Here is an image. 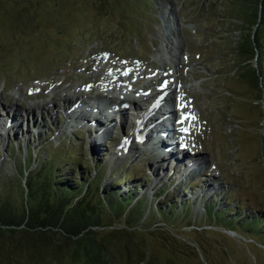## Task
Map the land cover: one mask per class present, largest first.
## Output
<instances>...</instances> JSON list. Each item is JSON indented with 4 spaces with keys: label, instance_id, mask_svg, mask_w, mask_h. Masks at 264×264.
<instances>
[{
    "label": "rangeland",
    "instance_id": "obj_1",
    "mask_svg": "<svg viewBox=\"0 0 264 264\" xmlns=\"http://www.w3.org/2000/svg\"><path fill=\"white\" fill-rule=\"evenodd\" d=\"M250 9L245 0H0V173L9 180L0 192L22 204L15 165L29 144L32 158L39 150L60 160L70 174L64 178L92 175L102 198L101 229L133 225L145 215L141 237L149 264H264V76L260 88L256 58L238 49L253 28ZM169 41L178 43V67L159 56L166 46L175 51ZM120 64L132 70L122 80L140 91L166 68L176 70L197 108L188 152L203 157V171L172 172V162L157 160L145 141L116 155L135 120L130 107L121 124L100 137L99 148L90 143L89 124L68 118L67 105L79 98L66 102L64 94L81 97L78 110L91 95L105 100L113 92L101 87L103 76ZM62 149L87 163L76 166ZM154 192L161 193L156 201ZM132 195L141 198L138 209L128 203ZM119 199L125 203L116 209ZM115 253L124 255L119 248ZM56 264L73 263L67 256Z\"/></svg>",
    "mask_w": 264,
    "mask_h": 264
},
{
    "label": "trees",
    "instance_id": "obj_2",
    "mask_svg": "<svg viewBox=\"0 0 264 264\" xmlns=\"http://www.w3.org/2000/svg\"><path fill=\"white\" fill-rule=\"evenodd\" d=\"M245 1L251 7L249 13L253 19V28H250L248 38L241 40L238 49L241 53L249 52L256 58L261 70L254 68V73L261 88L264 76V0ZM246 22L245 18L244 23ZM262 98L264 101V94ZM62 150L64 157H73L76 166L79 167V162L87 163L75 151ZM48 152L45 156H39L38 150L32 158V149L28 144L23 162L15 165L14 175L19 178V187L25 196L20 206L10 193L0 192V264H38V261L49 260V263L56 264L60 258L67 256L73 264H121V257H124L123 263L126 264H130L131 259L137 262L140 257H143L142 264H149L150 259L148 255H144V240L141 237L146 232L141 219L146 216L143 215L133 225L125 223L122 227H115L109 224L111 228L101 229L104 225L99 223L97 214L103 209V204L98 194V185L92 184V175L85 174L84 181L81 176L73 180L64 178V175L70 174L66 169L62 171L61 161L54 162L53 154ZM33 162L36 165L31 166ZM98 166L99 163L96 167ZM87 167L90 168L89 164ZM70 169H74V165ZM124 179L123 176L119 181ZM8 181L0 173V186L5 188L4 191L7 190ZM10 185L12 188L13 184ZM124 195L125 193L121 194ZM152 195L156 201L161 193L154 192ZM140 199V196L132 195L128 203L133 202L135 209H138ZM116 202V209L122 208L125 203L122 199ZM166 209L168 208L165 206ZM169 209L173 210V206H169ZM209 209L211 213L214 212L213 206ZM124 215V220L128 219L127 214ZM260 221L257 217L256 222ZM156 228L171 240L184 243L163 226ZM118 248L123 256L115 253ZM130 253L134 254L132 258Z\"/></svg>",
    "mask_w": 264,
    "mask_h": 264
},
{
    "label": "bare ground",
    "instance_id": "obj_3",
    "mask_svg": "<svg viewBox=\"0 0 264 264\" xmlns=\"http://www.w3.org/2000/svg\"><path fill=\"white\" fill-rule=\"evenodd\" d=\"M171 42L175 44L172 45L175 46V51L174 49H168V47L166 46L165 48H162L159 56L161 57L163 62L166 63V59H169L173 63L174 67L175 65L178 67L181 64V61L176 53L177 49L179 48L178 46H176L178 45V43L169 41V43ZM130 67L131 66L129 64H120L117 68L112 69L114 70L112 74H106L103 76L104 81L101 87L115 93L106 95L105 100L103 101L95 102L96 99L92 98L91 95L89 96V98H91L92 101L89 103H81V106L78 110L76 109L75 105L81 102V97L65 93L63 99L66 102H69L74 97H76L75 99L79 98V100H71L72 102H69V104L67 105L68 118H79L80 120H83V122L89 124L87 131L89 134H92L90 143H92V145L96 147L100 145V137L106 135L107 132H109L110 125L113 126L114 124V128L116 124H121L127 114V108L131 106L134 109L135 120L132 121L131 128L127 132V134L122 137L120 136L122 138V143L119 144V147L115 152L116 155L118 152L119 155H121L125 151L135 149L139 150L136 142V137L137 134H139V131L143 129L142 131L144 132V141L149 143L150 146V148L147 147L149 153H152L154 157H157V160L160 159L164 161H171L172 172H175V168L177 167L179 169L178 173L183 174L184 177H187V175L191 173L192 175H194L193 172L198 174V171H203L201 165V163H204L203 157L190 156V153L188 152L189 148L194 149L192 143H188V134L190 131V123L194 118H196L194 112L197 110V108H193L192 104H190L191 102H188V96L191 99L192 97L188 95V92L185 91V87L181 86V78L179 81V76L177 75L176 70H169L166 68V72L162 71L159 75H155V83H152L153 85H150L151 88H144L140 91L138 90V88H133L130 83L126 84L124 81V78L127 77L129 72L132 71H130ZM122 75L125 76L123 80ZM113 76L115 77V79L113 78ZM162 92L163 94L162 96H160L159 94H161ZM113 97H116L117 99L119 98V100L114 99ZM156 98H160L161 101L157 104L154 103L149 107V105L153 103ZM172 98L173 104H170V99ZM109 100L112 103H116L117 105H115L119 108V110L116 114H114V117L112 118H107L108 116H106V118H102L101 113L103 112V107L104 105H108V103H110ZM140 102H143L142 106L139 105ZM125 105L127 107H122ZM162 114H165V116H162L160 120L164 121L165 124L162 125L163 122H161V127L156 132L157 138H154L153 132L151 130L150 132L147 130V124H150L151 120L156 118V116H160ZM88 115L94 117L89 119L87 118ZM174 116L175 123L174 126L171 127L170 121ZM137 120L141 122V126L136 124ZM69 121H71V119H69ZM0 127H3V125L0 124ZM155 143H159L157 149L161 147V150H155V148L153 147V144ZM175 147L179 148H176L177 150H173L175 149ZM185 151L187 154L185 153ZM195 153L196 152H194V154ZM177 158L180 162L177 160ZM203 166H205V164H203ZM206 170L207 169H205V171ZM208 184L209 183H206L205 185L208 186Z\"/></svg>",
    "mask_w": 264,
    "mask_h": 264
},
{
    "label": "water",
    "instance_id": "obj_4",
    "mask_svg": "<svg viewBox=\"0 0 264 264\" xmlns=\"http://www.w3.org/2000/svg\"><path fill=\"white\" fill-rule=\"evenodd\" d=\"M261 138H262V145L264 144V140H263V136L261 135Z\"/></svg>",
    "mask_w": 264,
    "mask_h": 264
}]
</instances>
